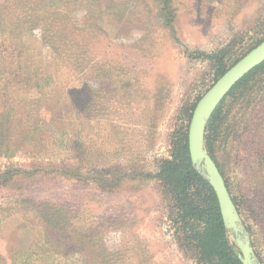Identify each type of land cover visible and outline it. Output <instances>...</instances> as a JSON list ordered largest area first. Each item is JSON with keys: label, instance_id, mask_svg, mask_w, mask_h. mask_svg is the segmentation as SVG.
<instances>
[{"label": "rangeland", "instance_id": "374dc122", "mask_svg": "<svg viewBox=\"0 0 264 264\" xmlns=\"http://www.w3.org/2000/svg\"><path fill=\"white\" fill-rule=\"evenodd\" d=\"M262 41L264 0H0V173L27 172L0 184V264H205L155 176L219 79L204 55ZM220 111L212 159L264 264V70Z\"/></svg>", "mask_w": 264, "mask_h": 264}, {"label": "trees", "instance_id": "16d2710c", "mask_svg": "<svg viewBox=\"0 0 264 264\" xmlns=\"http://www.w3.org/2000/svg\"><path fill=\"white\" fill-rule=\"evenodd\" d=\"M204 56L210 61H214L216 63V75L217 78H220L227 70L224 64L223 54H205ZM16 66V68H18L20 72L19 74H16L17 78L22 77L23 72H25V75L29 74V77H23L26 83L28 79L33 80V77H35L36 73H38L39 71H25L26 69L23 70L20 65ZM262 70H264V62L254 68L250 73L245 75L232 88L226 98H228L240 85L247 83L255 73ZM27 84H30L31 86V83ZM226 98L220 103V105L213 113L206 129V146L212 158L214 137L219 128L220 122L222 121L220 110ZM12 112L13 109H8V111H3V113L0 114V141L2 144L5 141L6 135L4 134L9 131L11 125ZM188 130L189 129H186L183 132L177 133L174 143L173 160L163 161L161 163L159 173L155 176V178L159 179L162 182H172L176 185L179 196L181 198L180 205L183 208V213H179V219H182L185 222L186 220L193 221L196 226L202 227V231H198L197 233H195V237H192L191 234H189L185 230L183 237L178 238L179 242L185 248V251H187L188 248L195 247L194 249L198 253L199 261L204 262L205 264H242L234 249L232 248L228 236V231L224 226L218 200L213 188L196 172L191 164L188 145ZM181 153H184L187 157V160L184 163H180L178 159ZM20 174H27V172L8 169L0 173V184L6 187L8 186V184H10V182L13 181L16 175ZM28 174L31 175V173ZM191 182L200 184L207 194L206 201L204 203L206 206L204 209L198 208L193 203H190V200L188 198V185ZM193 242L196 243L194 247L190 246V244H192ZM1 261L2 260L0 258V263Z\"/></svg>", "mask_w": 264, "mask_h": 264}, {"label": "water", "instance_id": "95a60500", "mask_svg": "<svg viewBox=\"0 0 264 264\" xmlns=\"http://www.w3.org/2000/svg\"><path fill=\"white\" fill-rule=\"evenodd\" d=\"M264 62V41L229 68L198 101L188 130L191 164L213 188L229 240L242 264H262L223 175L206 148V129L213 113L232 88Z\"/></svg>", "mask_w": 264, "mask_h": 264}]
</instances>
